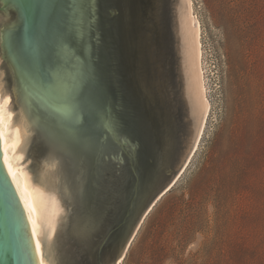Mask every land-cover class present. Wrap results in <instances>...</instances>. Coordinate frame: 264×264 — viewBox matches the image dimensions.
Returning a JSON list of instances; mask_svg holds the SVG:
<instances>
[{
  "label": "water",
  "instance_id": "water-1",
  "mask_svg": "<svg viewBox=\"0 0 264 264\" xmlns=\"http://www.w3.org/2000/svg\"><path fill=\"white\" fill-rule=\"evenodd\" d=\"M207 108L189 0H0V264H122Z\"/></svg>",
  "mask_w": 264,
  "mask_h": 264
},
{
  "label": "rangeland",
  "instance_id": "rangeland-1",
  "mask_svg": "<svg viewBox=\"0 0 264 264\" xmlns=\"http://www.w3.org/2000/svg\"><path fill=\"white\" fill-rule=\"evenodd\" d=\"M191 1L207 123L131 244L146 237L158 264H232L264 241V0Z\"/></svg>",
  "mask_w": 264,
  "mask_h": 264
},
{
  "label": "bare ground",
  "instance_id": "bare-ground-1",
  "mask_svg": "<svg viewBox=\"0 0 264 264\" xmlns=\"http://www.w3.org/2000/svg\"><path fill=\"white\" fill-rule=\"evenodd\" d=\"M189 4H190L191 16H192L193 3H192L191 0H189ZM196 22H197V20H196ZM197 27H198V43H199V66H200V72H201L202 89H203L204 100L207 102L208 108H207V112H206V115H205V118H204V121H203V124H202V128H201L199 137L197 139L195 148L197 147V145L200 142L201 137H202V135L204 133V129H205L206 123H207L208 113H209V110H210V103H209V101H208V99L206 97V90H205L204 78H203L204 75H203L202 65H201V63H202V45H201L200 26H199L198 22H197ZM8 121H10V115L9 114H6L5 117H0V129L3 132H5V130H6V123ZM12 149H13V144L12 143H8L7 146L4 149H2V154L4 156L7 155V154H11ZM11 181H12L13 186L15 187L17 193L20 196V199H21V201L23 203V206H24V209H25V212H26L28 218L32 222H34V213H33V209H32V206H31V198H30V195H29V191L23 186L21 173L19 171L15 170L12 173Z\"/></svg>",
  "mask_w": 264,
  "mask_h": 264
},
{
  "label": "trees",
  "instance_id": "trees-1",
  "mask_svg": "<svg viewBox=\"0 0 264 264\" xmlns=\"http://www.w3.org/2000/svg\"><path fill=\"white\" fill-rule=\"evenodd\" d=\"M243 55L247 56L246 52H243ZM152 224L150 228L154 226V223ZM147 248L148 244L146 237H143L137 244H131L127 254L128 260L125 261L124 264H126V262L127 264H158L160 258L154 256L155 254L152 253V251L147 252ZM232 264H264V241L260 240L255 244L251 256L247 255L245 252L239 253L233 258Z\"/></svg>",
  "mask_w": 264,
  "mask_h": 264
},
{
  "label": "snow or ice",
  "instance_id": "snow-or-ice-1",
  "mask_svg": "<svg viewBox=\"0 0 264 264\" xmlns=\"http://www.w3.org/2000/svg\"><path fill=\"white\" fill-rule=\"evenodd\" d=\"M11 193H8V196L11 197ZM33 237H35V233H33ZM37 251H39V242L37 241ZM40 264H43V260L40 261Z\"/></svg>",
  "mask_w": 264,
  "mask_h": 264
}]
</instances>
